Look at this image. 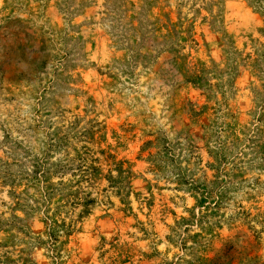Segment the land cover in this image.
<instances>
[{
    "label": "rangeland",
    "instance_id": "rangeland-1",
    "mask_svg": "<svg viewBox=\"0 0 264 264\" xmlns=\"http://www.w3.org/2000/svg\"><path fill=\"white\" fill-rule=\"evenodd\" d=\"M0 264H264V0H0Z\"/></svg>",
    "mask_w": 264,
    "mask_h": 264
}]
</instances>
